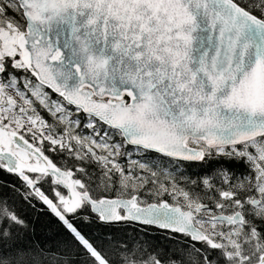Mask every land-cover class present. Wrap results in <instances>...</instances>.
Here are the masks:
<instances>
[{"label": "snow or ice", "instance_id": "1", "mask_svg": "<svg viewBox=\"0 0 264 264\" xmlns=\"http://www.w3.org/2000/svg\"><path fill=\"white\" fill-rule=\"evenodd\" d=\"M0 264H264V0H0Z\"/></svg>", "mask_w": 264, "mask_h": 264}, {"label": "trees", "instance_id": "2", "mask_svg": "<svg viewBox=\"0 0 264 264\" xmlns=\"http://www.w3.org/2000/svg\"><path fill=\"white\" fill-rule=\"evenodd\" d=\"M25 215L31 222V225L35 228V235L32 237L33 242L38 240L41 244H44L45 247L52 248L53 250L62 244L64 236L61 232V228L55 221V218L49 213L42 212L40 209H25ZM135 227V225L123 223L115 225H98L97 223H88L87 227L84 228V231L90 232L94 237L104 238V234L109 233L117 238H121L133 236L135 234L133 231ZM139 238L143 240L144 236L140 235ZM150 242L153 244H166L163 234L157 232L150 233Z\"/></svg>", "mask_w": 264, "mask_h": 264}]
</instances>
